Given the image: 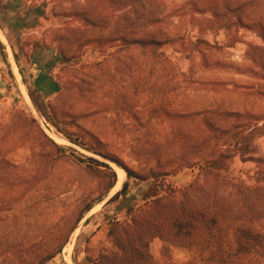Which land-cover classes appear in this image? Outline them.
<instances>
[{
	"label": "rangeland",
	"instance_id": "1",
	"mask_svg": "<svg viewBox=\"0 0 264 264\" xmlns=\"http://www.w3.org/2000/svg\"><path fill=\"white\" fill-rule=\"evenodd\" d=\"M118 2L0 0V250L21 259L63 238L88 203L67 245L73 264H91L115 250L111 220L196 179L186 167L165 176L171 161H195L203 139L264 124V0H163L158 46L112 40L137 7ZM253 144L264 168V137ZM106 161L137 178L106 193L108 170L96 163L112 172ZM228 164L230 178L252 183L255 162ZM149 251L154 264L191 260L181 248ZM46 264L66 263L61 253Z\"/></svg>",
	"mask_w": 264,
	"mask_h": 264
},
{
	"label": "trees",
	"instance_id": "2",
	"mask_svg": "<svg viewBox=\"0 0 264 264\" xmlns=\"http://www.w3.org/2000/svg\"><path fill=\"white\" fill-rule=\"evenodd\" d=\"M118 1L125 8L131 6L130 2L137 7L135 17L133 10L121 16L124 25L116 29L112 40H152L149 44L158 46L159 37H166L157 29L163 20V0ZM140 19L152 28V34L145 36L143 25L136 26ZM3 49L0 43V55L6 62ZM9 75L13 78L11 71ZM29 96L36 106L33 97ZM213 125L219 128L217 124ZM208 129L213 130L210 125ZM222 131L229 134L227 130ZM64 137L76 142L69 134ZM233 137L203 139V151L197 160L181 158L171 161V173L165 176H172L186 167L197 170L196 179L181 189L168 187L162 194H148L143 206L129 209L125 220H111L107 237L115 250L106 252L91 264H154L149 249L155 239L162 243L163 256L169 254L171 248L187 250L191 260L185 264H264V168H261L262 161L255 158L253 144L255 139L264 137V124L241 128ZM235 156L244 163H256L251 184L227 175L230 173L228 160ZM77 161L86 163L83 159ZM96 163L108 170V193L115 184V176L106 164ZM122 168L127 178H137L126 167ZM227 179H235L233 182L237 183L226 182ZM122 201L132 207V198L123 197ZM90 209L91 204L87 203L63 238H53L57 242L49 244L33 259L24 260L16 253L0 250V264H46L55 259L61 255L70 235Z\"/></svg>",
	"mask_w": 264,
	"mask_h": 264
},
{
	"label": "bare ground",
	"instance_id": "3",
	"mask_svg": "<svg viewBox=\"0 0 264 264\" xmlns=\"http://www.w3.org/2000/svg\"><path fill=\"white\" fill-rule=\"evenodd\" d=\"M0 40L2 42H5V39L4 37H2L1 33H0ZM6 45V44H5ZM7 46V45H6ZM11 52L9 51V54ZM13 60V59H12ZM13 65L15 66L16 70H15V73H16V76L18 77V79L20 80L21 77H20V74L18 72V69L15 65V63H13ZM25 92V91H24ZM25 96L27 98V95L25 93ZM109 164L112 172L115 174V177H116V182H115V185L113 187L112 190H115L118 188V186L120 185V183L124 182L125 178H126V175L124 173V171H122L120 168L116 167L115 165L111 164V163H107ZM72 245L71 244H68L66 245L63 250H62V259L63 261L66 263V264H73V261H72Z\"/></svg>",
	"mask_w": 264,
	"mask_h": 264
},
{
	"label": "crops",
	"instance_id": "4",
	"mask_svg": "<svg viewBox=\"0 0 264 264\" xmlns=\"http://www.w3.org/2000/svg\"><path fill=\"white\" fill-rule=\"evenodd\" d=\"M154 247V249H155V251L158 253L159 252V250H161V248H162V243H161V241L160 240H158V239H155L153 242H151V244H150V248H153ZM161 247V248H160Z\"/></svg>",
	"mask_w": 264,
	"mask_h": 264
},
{
	"label": "water",
	"instance_id": "5",
	"mask_svg": "<svg viewBox=\"0 0 264 264\" xmlns=\"http://www.w3.org/2000/svg\"><path fill=\"white\" fill-rule=\"evenodd\" d=\"M106 162L114 164L116 167L120 168V166L118 164H115L114 162H111V161H106Z\"/></svg>",
	"mask_w": 264,
	"mask_h": 264
},
{
	"label": "flooded vegetation",
	"instance_id": "6",
	"mask_svg": "<svg viewBox=\"0 0 264 264\" xmlns=\"http://www.w3.org/2000/svg\"><path fill=\"white\" fill-rule=\"evenodd\" d=\"M2 37H3V35H2Z\"/></svg>",
	"mask_w": 264,
	"mask_h": 264
}]
</instances>
